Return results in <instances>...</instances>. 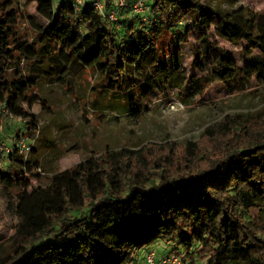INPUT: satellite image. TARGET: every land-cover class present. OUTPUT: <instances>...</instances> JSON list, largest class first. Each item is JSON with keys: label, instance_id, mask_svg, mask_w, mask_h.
<instances>
[{"label": "trees", "instance_id": "16d2710c", "mask_svg": "<svg viewBox=\"0 0 264 264\" xmlns=\"http://www.w3.org/2000/svg\"><path fill=\"white\" fill-rule=\"evenodd\" d=\"M102 1L103 15L91 0H64L47 22L29 17L35 43L15 30L19 13L11 0L0 1V103L25 120L14 138L32 140L29 157L39 133L31 108L48 109L34 94L41 80L68 87L90 67L99 78L95 91L125 100L131 114L147 82L155 81L150 67L180 60L191 32L200 31L199 12L193 24L180 20L188 5L204 9L197 0H144L141 14L133 11L137 0H128L117 22L107 17L114 0ZM242 10L226 14L225 23L251 49L264 45L254 16L229 21ZM200 34L195 61L216 49ZM206 70L197 80L201 87L240 75L222 51ZM29 157L10 155L0 172V187L16 186L18 218L16 244L0 264H137L159 240L175 242L183 264H264V107L226 116L194 147L107 150L101 159L91 156L52 174L44 186L32 184L42 171Z\"/></svg>", "mask_w": 264, "mask_h": 264}, {"label": "rangeland", "instance_id": "374dc122", "mask_svg": "<svg viewBox=\"0 0 264 264\" xmlns=\"http://www.w3.org/2000/svg\"><path fill=\"white\" fill-rule=\"evenodd\" d=\"M61 1L64 0H46L45 3L11 0L19 13L15 30L35 43L36 33L28 18L34 17L40 24L47 22ZM197 3L205 10L188 5L187 14L180 20L193 24L199 12L200 31L191 32L180 60L173 58L166 66L150 67L155 81L147 82V90L133 113L128 112L125 100L101 97L95 91L99 78L90 67L68 87L59 88L45 80L39 82L34 94L45 99L48 109H41L39 105L31 108L39 133L34 137V153L28 157L32 163L37 162L42 171L40 180L32 182L34 186L46 185L52 174L91 156L101 159L107 150L139 149L148 143L172 144L176 150L194 147L209 126L223 121L226 116H247L264 107V45L251 49L240 37L239 29L227 25L224 19L226 14L241 8L242 12L229 17V21L237 24V15L241 19L254 16V31L261 34L264 32V0H197ZM200 32L216 49L207 58L195 61L194 51L200 47L202 38ZM218 51L234 60L240 75L229 82L214 81L206 87L199 86L197 80L205 75L208 63ZM129 79L135 78L129 76ZM19 127L20 122L0 113V139L11 142ZM15 189V184L9 189L0 187V261L16 244ZM175 246V242L167 244L162 240L150 245L157 254L176 252ZM143 250L144 247L139 253ZM136 263L144 264V260L138 257ZM195 264L205 262L198 260Z\"/></svg>", "mask_w": 264, "mask_h": 264}, {"label": "built area", "instance_id": "2783aa9c", "mask_svg": "<svg viewBox=\"0 0 264 264\" xmlns=\"http://www.w3.org/2000/svg\"><path fill=\"white\" fill-rule=\"evenodd\" d=\"M128 0H114L115 9L110 11L107 15L108 19L117 22V16L120 10H122ZM91 6L99 14L103 15L104 3L102 0H91ZM144 0H137L133 6V11L136 14H141L144 11ZM76 4H82V0H75ZM0 113L9 119L16 120L17 122L24 123L21 117H16L3 103H0ZM11 143V144H10ZM32 140L26 137L14 138L11 142H6L0 139V172L6 170L8 164V157L15 155L21 159H26L31 151ZM144 264H183V258L176 253H167L158 256L157 252L150 248L144 254Z\"/></svg>", "mask_w": 264, "mask_h": 264}, {"label": "crops", "instance_id": "0c3cea01", "mask_svg": "<svg viewBox=\"0 0 264 264\" xmlns=\"http://www.w3.org/2000/svg\"><path fill=\"white\" fill-rule=\"evenodd\" d=\"M164 254H167V252L163 251V252L159 253L158 256L161 257Z\"/></svg>", "mask_w": 264, "mask_h": 264}]
</instances>
